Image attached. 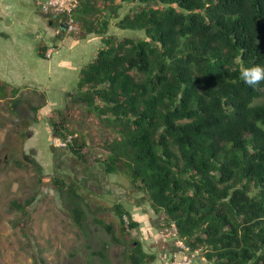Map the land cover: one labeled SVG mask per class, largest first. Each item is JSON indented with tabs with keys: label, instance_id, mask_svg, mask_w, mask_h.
I'll list each match as a JSON object with an SVG mask.
<instances>
[{
	"label": "trees",
	"instance_id": "trees-1",
	"mask_svg": "<svg viewBox=\"0 0 264 264\" xmlns=\"http://www.w3.org/2000/svg\"><path fill=\"white\" fill-rule=\"evenodd\" d=\"M75 17L104 42L78 83L81 104L115 133L98 165L125 175L210 264H264V82L252 88L239 71L264 65V0H81ZM52 125L67 135L64 121ZM84 148L75 136L67 149L87 164ZM52 184L83 228L91 201L67 178ZM35 199L12 206L26 213ZM112 208L122 234L139 228L126 206ZM125 243L127 264L156 260L141 240Z\"/></svg>",
	"mask_w": 264,
	"mask_h": 264
},
{
	"label": "rangeland",
	"instance_id": "rangeland-1",
	"mask_svg": "<svg viewBox=\"0 0 264 264\" xmlns=\"http://www.w3.org/2000/svg\"><path fill=\"white\" fill-rule=\"evenodd\" d=\"M36 7L40 11V6ZM128 11L129 9H124L122 14ZM41 20L47 22L44 18H41ZM80 24L79 30L76 32L77 36L82 35ZM111 28L115 33L120 35L133 33L132 31L121 30L115 25H112ZM79 46L77 48L80 50L81 47ZM63 50L67 53L69 48L63 47ZM85 51L87 50L81 49V51H76V55ZM76 66L77 64H75ZM17 72L13 70L10 72V75L14 77ZM76 76L74 72L69 78V81L73 80L72 85L75 84L74 80ZM25 77L29 80L33 78L29 75ZM21 83L23 84L22 87L25 86L24 80ZM29 84L31 82H27L26 86L28 87ZM34 86L42 88L41 84ZM42 97L37 101V105L41 104L42 109L37 111L36 116H38L41 124H43V130L41 129L38 132L36 144H40L45 153L50 154V157L52 156L49 144L52 143V138L55 134L53 135V125L50 124V121L52 123L64 121L69 128L64 138L69 139L71 137L72 142L76 136L79 142H85L84 150L90 159H104L108 155V151L102 146V143L110 136L115 135V133L105 126L98 115L89 113L81 104L80 98L49 97L47 99L44 96ZM50 98L55 102L57 100L59 105L62 104V99L63 101L66 99V102L69 101L71 106L68 103L66 104L68 107L63 106L62 108L64 109L62 111L57 110L48 117L49 121L42 118L46 115L43 113L45 111L44 102H48ZM1 99L3 101H0V123L10 124L13 115L7 107L8 103L6 100L9 99ZM53 101L52 104H49V108L54 109ZM8 112L10 115H8ZM20 115L23 116L26 113ZM16 117H19V115H16ZM3 119H6L7 123ZM30 121L28 119L25 125ZM11 124L8 131L9 138L6 142L0 144V264H41L38 261L39 257L44 258L45 264H127L124 256L127 246L125 241H128L129 246H132L135 239H144V243L146 245L148 243L150 246V251L155 252L156 245L151 240L149 241L144 238V232L149 226L154 227L152 225L153 219L157 217L160 222L158 231L166 234L168 225L165 222V214L159 215L154 212L150 202L145 200L146 202L144 201L138 207L140 216L144 217L143 220L139 219L143 224L138 229L122 234L119 217L115 210L112 209L114 203H121L134 214L133 206L131 205L132 199L139 193L144 194L143 192H139L138 188L132 185L125 175L108 174L107 179L104 181H89V186H93L95 192L101 195L98 198L101 202L96 203L95 201L98 210L94 212L89 211L86 224L83 228H80L74 223L69 213L71 212L69 207L74 203H70L71 201H69L67 194L60 196L52 184L50 177L53 175L54 170L52 169L49 170L50 172H47L48 170L45 167L40 171L39 167H36L30 160L29 157L31 155L24 157L23 140L20 139L19 142L18 139L20 137L17 136L18 129H20L21 135L24 133V130L16 122ZM69 130L74 131V134L69 133ZM26 134L27 132H25ZM39 138L41 143L39 142ZM68 147L63 148L67 149ZM96 166L100 167L97 162ZM100 169L102 168L100 167ZM100 171L103 172V169ZM45 174L50 177H44ZM70 176L74 182L80 183L78 177L73 174ZM112 179H116L121 184L127 185L130 188V194L125 196L113 194L110 184ZM94 183H97V188L94 187ZM32 197H36V199L32 204L26 206V213L12 206V200L16 198L27 202ZM93 198L95 199V197ZM101 207L104 209L102 210ZM152 216L153 218L151 219ZM98 219H103L106 223L113 224L114 233L122 242H115L112 234L97 222ZM127 221L128 217H126V223ZM150 232L155 234L157 240L158 234L154 231H149V235L151 234ZM202 255L203 252L199 249V256L202 257L203 264H210ZM193 264L198 263L193 262Z\"/></svg>",
	"mask_w": 264,
	"mask_h": 264
},
{
	"label": "crops",
	"instance_id": "crops-1",
	"mask_svg": "<svg viewBox=\"0 0 264 264\" xmlns=\"http://www.w3.org/2000/svg\"><path fill=\"white\" fill-rule=\"evenodd\" d=\"M44 2L45 0H0V101H3L1 98L9 99L6 100L8 103L7 107L13 115L10 124L0 123V144L6 142L9 138V125L16 122L24 130L22 135L19 132L20 129L17 131V136L20 137L18 139L19 142L20 139L23 140L24 157L31 155L29 157L30 160L36 167H39L40 171L45 167L48 170L47 172H50L49 170L52 169L54 170L51 177L46 174L44 177H50L52 180L54 175L67 178L81 190L86 201H91L92 211L94 212L98 210L95 201L96 203L101 202L98 199L101 195L95 192L93 186H89V181H104L107 179L108 173L104 170L103 172L100 171L102 169L96 166L94 159H91L87 164L81 163L69 149L54 145V136L52 143L49 144L52 156L50 157V154L45 153L40 144H36L38 141L37 134L41 129L43 130V124H41L36 114L38 110L42 109L41 104L37 105V101L43 98L42 96L47 99L49 97L80 98L78 83L82 69L96 57L99 48L104 45V42L102 36L96 32L87 33L81 29V36H77V33H69L65 18L61 15L50 14V17H44V14H48L43 12ZM36 6H40V11L37 10ZM41 18L46 19L47 22H43ZM78 45H80L81 49L87 51L81 52L82 55H76V51H81V49L77 48ZM63 47L69 48L67 53L63 50ZM75 64H77L76 67ZM13 70L15 72L18 71L14 77L10 75V72ZM74 72L77 76L74 80L75 84L72 85L73 80L69 81V78ZM26 75L33 78L29 80L25 77ZM23 80L25 86L22 87L23 84L21 82ZM27 82H31L28 87L26 86ZM39 84L42 85V88L34 86ZM43 85L45 86L43 87ZM52 101L50 98L48 102H44L45 111L43 113L46 115L42 119L49 120L48 117L57 110L62 111L64 109L62 108L63 106L68 107L66 105L68 103L71 106L69 101L66 102V99L65 101L62 99L61 105L57 103V100L56 102L53 101L54 109H52L49 108V104H52ZM22 113H26V115L21 116L20 114ZM8 115H10L9 112ZM16 115H19V117H16ZM28 119L31 121L25 125ZM3 120L5 121L6 119ZM50 124H52L51 121ZM25 132H27L26 135ZM71 174L78 177L80 183L74 182L70 176ZM110 184L113 194L122 196L130 194V188L127 185L121 184L120 181L112 179ZM96 185L97 183H94L95 188H97ZM138 190L142 192L140 189ZM145 200L148 202L144 194L139 193L133 197L131 202L134 214L130 212L140 225L143 224L141 220L144 217L140 216L138 207ZM155 218L152 223L154 227H148L144 232V238L149 241L151 240L156 245L155 252L157 257L152 264H166L172 253L171 243L162 236L159 237L158 235V239L156 240L155 234L151 232L150 235L148 234L149 231L159 234L158 228L160 222L157 217ZM141 241L145 249L150 251L151 248L148 243L146 245L144 239ZM194 263L203 264L202 257H197Z\"/></svg>",
	"mask_w": 264,
	"mask_h": 264
},
{
	"label": "built area",
	"instance_id": "built-area-1",
	"mask_svg": "<svg viewBox=\"0 0 264 264\" xmlns=\"http://www.w3.org/2000/svg\"><path fill=\"white\" fill-rule=\"evenodd\" d=\"M81 0H45L43 12L48 14L61 15L65 18L67 31L76 33L79 30L80 21L75 17V13L80 6ZM69 139L55 138L54 143L60 147H68L71 142ZM166 235L174 240L175 253L170 264H191L193 258L199 253V249L192 250L190 246L179 235L178 227L171 223L166 228Z\"/></svg>",
	"mask_w": 264,
	"mask_h": 264
},
{
	"label": "clouds",
	"instance_id": "clouds-1",
	"mask_svg": "<svg viewBox=\"0 0 264 264\" xmlns=\"http://www.w3.org/2000/svg\"><path fill=\"white\" fill-rule=\"evenodd\" d=\"M239 71H240V77L243 80V82L252 88H259L261 86L262 82H264V65L257 64V65L251 66V67H247V66L241 64L239 67ZM55 138H61V137L54 135L53 143H54ZM63 139H65V138H63ZM54 145H56V144L54 143ZM126 217L127 216H125V220H126ZM165 219H166V217H165ZM127 224H129V218H128ZM158 233H159L158 235L162 236L164 239H167L172 245L171 257H170L169 261L166 263V264H170V262L172 261L173 255L175 253L174 240L171 239L166 234H164L162 231H158ZM185 242H186V240H185ZM190 248H191V246H190ZM197 257H200L199 253L193 258L192 264L196 260Z\"/></svg>",
	"mask_w": 264,
	"mask_h": 264
},
{
	"label": "water",
	"instance_id": "water-1",
	"mask_svg": "<svg viewBox=\"0 0 264 264\" xmlns=\"http://www.w3.org/2000/svg\"><path fill=\"white\" fill-rule=\"evenodd\" d=\"M44 17H50V14H44ZM66 26V25H65Z\"/></svg>",
	"mask_w": 264,
	"mask_h": 264
}]
</instances>
